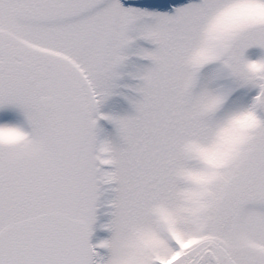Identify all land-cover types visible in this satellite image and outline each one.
<instances>
[{"label":"snow or ice","instance_id":"6c2138e0","mask_svg":"<svg viewBox=\"0 0 264 264\" xmlns=\"http://www.w3.org/2000/svg\"><path fill=\"white\" fill-rule=\"evenodd\" d=\"M0 264H264V0H0Z\"/></svg>","mask_w":264,"mask_h":264}]
</instances>
